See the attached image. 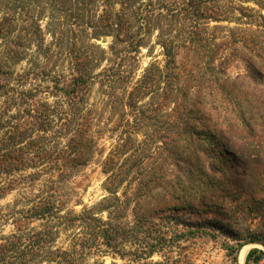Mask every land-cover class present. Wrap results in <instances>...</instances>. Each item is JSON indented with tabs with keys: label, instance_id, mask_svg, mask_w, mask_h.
I'll return each instance as SVG.
<instances>
[{
	"label": "rangeland",
	"instance_id": "374dc122",
	"mask_svg": "<svg viewBox=\"0 0 264 264\" xmlns=\"http://www.w3.org/2000/svg\"><path fill=\"white\" fill-rule=\"evenodd\" d=\"M137 4L136 60L110 84L112 61L96 60L77 98L76 62L89 43L111 58L113 36L49 5L38 37L19 19L24 57L0 74V155L13 151L0 156V247L19 245L22 264H57L59 249L77 264H240L248 245L245 264L264 251L247 243L264 238V0Z\"/></svg>",
	"mask_w": 264,
	"mask_h": 264
},
{
	"label": "trees",
	"instance_id": "16d2710c",
	"mask_svg": "<svg viewBox=\"0 0 264 264\" xmlns=\"http://www.w3.org/2000/svg\"><path fill=\"white\" fill-rule=\"evenodd\" d=\"M0 0V74L8 76L12 72L13 67L19 63V60L23 59L24 53L19 51V47L23 46L22 36L19 33V19L22 20V15L28 17L31 21L30 29L33 30V34L38 37L42 34V28L40 25L41 17L44 14V10L49 5L54 11L59 12L64 18L70 16L75 20H81L86 25L88 30L92 29L91 36H101L110 34L113 36L114 42L111 46L110 53L111 58L105 56V50L99 48V46L89 43L86 47L84 60H78L76 62L75 75L70 81L69 93L74 98L83 97L87 93L88 88L96 79L92 70L94 62L98 61H112L111 67L107 69L108 74H105L106 82L116 83L117 80L122 78V74L126 72L128 63L132 60L135 61L136 57L133 56L139 46L142 45L144 38L142 32L146 29V17L145 9L147 5L137 4L138 0ZM98 1H101L102 10L95 8ZM35 3L38 7H41L34 15L31 14L32 8L30 5ZM119 5L120 8H116ZM20 9V10H19ZM99 10V12H98ZM51 13L50 19L52 21L56 16ZM49 25L51 22L48 23ZM95 51H98V58H94ZM167 55H170L167 52ZM80 59V58H78ZM144 80V79H143ZM142 80V82H143ZM49 119L38 117L37 123L43 130L45 129V122ZM27 130H23L18 138H24ZM208 135V134H207ZM16 137L12 134L10 138ZM19 143V141L17 142ZM7 149V148H6ZM13 153L12 150H4L1 157L9 156ZM11 158V157H10ZM56 206L50 204L45 209V212H54ZM41 215V214H40ZM247 243H260L264 245V238L260 236H254L247 240ZM238 247H241L239 243L236 248H231L235 251ZM56 251L57 264H77V261L73 258L70 252ZM257 253L256 259L264 257V251L254 249L252 250L246 260L245 264H251V257ZM22 254L19 251V245H15L12 242L0 247V264H22ZM73 261V262H72ZM257 261V260H256Z\"/></svg>",
	"mask_w": 264,
	"mask_h": 264
},
{
	"label": "bare ground",
	"instance_id": "6f19581e",
	"mask_svg": "<svg viewBox=\"0 0 264 264\" xmlns=\"http://www.w3.org/2000/svg\"><path fill=\"white\" fill-rule=\"evenodd\" d=\"M251 246H255V244H252ZM248 247H249L248 245L244 246L240 252V256H239L240 264H244V262H245V259H246L245 256L247 254Z\"/></svg>",
	"mask_w": 264,
	"mask_h": 264
}]
</instances>
